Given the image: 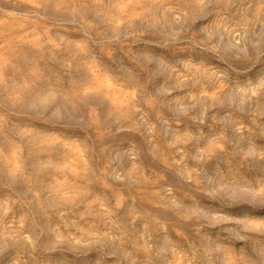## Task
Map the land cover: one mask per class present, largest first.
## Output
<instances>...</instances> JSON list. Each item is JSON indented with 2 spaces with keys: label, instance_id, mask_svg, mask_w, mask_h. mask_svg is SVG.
Returning <instances> with one entry per match:
<instances>
[{
  "label": "rangeland",
  "instance_id": "obj_1",
  "mask_svg": "<svg viewBox=\"0 0 264 264\" xmlns=\"http://www.w3.org/2000/svg\"><path fill=\"white\" fill-rule=\"evenodd\" d=\"M212 3L0 0V264L255 259L264 55L235 88L218 65L264 53V29Z\"/></svg>",
  "mask_w": 264,
  "mask_h": 264
},
{
  "label": "clouds",
  "instance_id": "obj_2",
  "mask_svg": "<svg viewBox=\"0 0 264 264\" xmlns=\"http://www.w3.org/2000/svg\"><path fill=\"white\" fill-rule=\"evenodd\" d=\"M196 3L200 7L209 9V13H211L214 7L212 0H207V2H205V0H196ZM153 4H155V0H152V4L147 5L146 8L151 7ZM229 7L235 9L233 15L238 16L244 23L254 22V24H259L261 28L264 29V0H258V3L255 4L253 3V0H232ZM253 8H255V12H253ZM228 30L234 31V28H229ZM236 35H239V33H236ZM242 39L243 37L235 40L233 47L239 46ZM217 55H219V53H217ZM258 55H264V53L260 52L258 48L253 46V49L243 56L235 59L230 56L226 57L225 63L218 65L223 71L227 72L225 83L232 88H235L236 82L241 84L246 80H252L255 82L256 75L261 71L262 66H257L255 72H250L248 71L249 65L244 61H251ZM252 95H255V93H250L248 98L251 99ZM261 182L264 183V178L261 179ZM208 208L210 212H216L217 214H223L225 217L231 218L244 217L245 213H247L249 217L261 215L248 208L234 209L217 204L208 205ZM211 227L213 230L211 235H215L216 232H219L222 236L220 242L223 243L224 241L231 239L233 232H238L243 235L245 225L235 222H220L218 224H212ZM260 231L264 233V223H262ZM233 264H240V262L234 261ZM248 264H264V247L260 248L255 259L248 262Z\"/></svg>",
  "mask_w": 264,
  "mask_h": 264
}]
</instances>
